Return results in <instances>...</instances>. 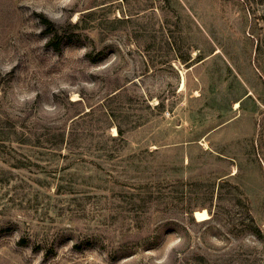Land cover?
I'll use <instances>...</instances> for the list:
<instances>
[{"label":"rangeland","instance_id":"374dc122","mask_svg":"<svg viewBox=\"0 0 264 264\" xmlns=\"http://www.w3.org/2000/svg\"><path fill=\"white\" fill-rule=\"evenodd\" d=\"M0 264H264V0H0Z\"/></svg>","mask_w":264,"mask_h":264},{"label":"bare ground","instance_id":"6f19581e","mask_svg":"<svg viewBox=\"0 0 264 264\" xmlns=\"http://www.w3.org/2000/svg\"><path fill=\"white\" fill-rule=\"evenodd\" d=\"M114 128V127H113ZM115 130V128H114ZM194 215L197 218V220H203L209 217V211L207 210V208H200L194 211Z\"/></svg>","mask_w":264,"mask_h":264},{"label":"trees","instance_id":"16d2710c","mask_svg":"<svg viewBox=\"0 0 264 264\" xmlns=\"http://www.w3.org/2000/svg\"><path fill=\"white\" fill-rule=\"evenodd\" d=\"M48 24H50V26H53V28H56L57 26L56 25H54V23L53 22H49ZM48 26V25H47ZM56 43H57V41H56ZM56 46H58V44L56 45ZM118 135H122V131L118 128V133H117Z\"/></svg>","mask_w":264,"mask_h":264},{"label":"water","instance_id":"95a60500","mask_svg":"<svg viewBox=\"0 0 264 264\" xmlns=\"http://www.w3.org/2000/svg\"><path fill=\"white\" fill-rule=\"evenodd\" d=\"M193 213H194V211H193Z\"/></svg>","mask_w":264,"mask_h":264}]
</instances>
